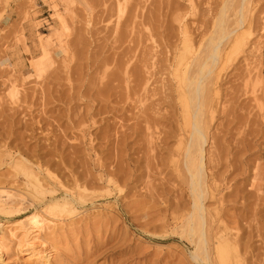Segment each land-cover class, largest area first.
I'll list each match as a JSON object with an SVG mask.
<instances>
[{
  "label": "rangeland",
  "instance_id": "1",
  "mask_svg": "<svg viewBox=\"0 0 264 264\" xmlns=\"http://www.w3.org/2000/svg\"><path fill=\"white\" fill-rule=\"evenodd\" d=\"M169 1L20 0L17 18L12 23L14 33L11 28V31L0 30V189L19 197L25 194L22 191L28 190L22 174L21 177L16 174V168L9 163L10 156H22L21 162L40 164L42 168L48 165L47 169L56 173L61 183L64 181L65 188L73 186V176L77 175L79 181H88L87 189L95 190L90 192L88 202L77 206L78 215L62 214L75 223L69 224L64 219L65 223H59L62 227L48 235L43 247L32 249L30 244L17 247L13 241L8 243L3 264H35L41 260L38 256L51 252V248L55 251L49 256L51 264H203L190 258L192 242L169 224L168 217L177 207L175 203L186 199L184 184L166 173L165 164L171 154L159 147L149 150L145 137L149 132L168 130V107L161 106L158 129L155 126L149 131L138 128L135 140L134 135L126 137V146L121 149L117 143L119 130L125 128L118 122L129 124L133 119L125 116V113L130 116L132 109L124 101L123 82L114 79L111 73L115 67L114 50L124 44L123 37L119 34L117 37L113 31L118 33L124 29V21L135 6L144 13L143 18L137 16L135 20L144 19V23H148L147 15L152 12L156 15L160 2L163 14L171 11L167 13L168 21L172 11L187 7L186 0H171L172 6ZM192 1L200 10L209 8L212 14L219 7V0ZM39 2L44 5L39 7ZM7 3L8 0H0V6ZM121 5L124 11L120 14ZM248 10L254 22L251 43L246 45V55L234 67L226 69L220 100L224 109L214 114L208 130V137H213L215 144L210 139L205 148L216 146L227 156L226 160L219 158L221 161L214 158L217 161L211 167L216 179H222L221 185L229 184L228 188L221 187L224 200L221 220L235 227L242 242L249 244L250 251L245 252L247 263L264 264V0H250ZM185 20L199 21L191 14ZM150 22L157 24L158 21ZM258 47L263 52L260 57ZM4 52H11L13 56L14 52L24 53L22 67L17 69L15 64L2 58ZM246 62L249 66H245ZM121 110H124L122 114ZM121 115L124 118L119 119ZM88 136L92 138L91 149ZM174 144L172 139L168 140L167 147L173 148ZM94 151L102 169L118 176L121 173L118 169L125 168L128 185L123 193L97 192L103 186L95 177L98 164ZM57 186V191L63 189ZM151 192L153 198L149 197ZM156 192L161 193L165 202H159ZM24 198L23 205L20 204L22 209L25 206L22 215L11 217L9 222L34 211L33 203L28 206L29 196L25 194ZM5 220L0 215V222ZM27 250H34L35 254Z\"/></svg>",
  "mask_w": 264,
  "mask_h": 264
},
{
  "label": "bare ground",
  "instance_id": "2",
  "mask_svg": "<svg viewBox=\"0 0 264 264\" xmlns=\"http://www.w3.org/2000/svg\"><path fill=\"white\" fill-rule=\"evenodd\" d=\"M186 2L185 10L175 9L172 11L170 21H168L167 13L171 11L163 14L160 2L158 10L156 9L155 12L156 15L152 11V13L149 12L150 16L147 15L150 18H148V23L142 22L144 19L138 22L135 20L137 16L144 17V13L142 14L141 10H137L135 6L124 21V29H119L118 33L113 29L117 37L118 34L123 37L121 41L124 44L121 49L114 50L116 54L114 56L115 67L111 73L114 79H120L123 82L124 101H126L127 107L132 109L130 116L126 113L125 116L128 119H133L129 124H123L118 120L119 126L124 125L125 128H119L120 135L117 136V143L121 149V146H126L125 142L127 141H124L126 137L130 138L134 135L133 139L135 140L139 134L138 128L149 131L155 126L158 129L159 117L162 116L161 106L164 104L163 106L168 107L170 112L166 118L167 123L170 124L168 130L159 129L154 133L144 134L147 144L150 146L149 150L159 147L168 155L171 154L169 159H166V173L172 175L178 183L181 182L186 187L185 202L177 201L175 203L178 210L173 207L177 212L172 210L174 212L168 217L169 224H172L173 230H176L180 236H183L188 242H192L194 247L188 253L190 258L195 261L200 260L203 264H249L245 256V252L250 251L249 244L242 242L237 229L229 226L220 217V209H222L221 205L224 201L222 188L226 186L227 182H223L221 185L222 179H216L211 167H213V162L219 158L226 160L227 156L224 157L222 149L219 150L216 146H213V149L205 147L210 139L211 144H215L213 137H208V130L215 117L214 114L224 109L220 100L222 98L221 84L227 76L226 69L234 67L239 59L246 55V45L251 43L254 22L248 10L250 0H219L218 10L213 14L209 8L208 11L207 9L206 11L200 10L198 4L192 0H186ZM170 4L172 6V3ZM173 5L178 6L176 3ZM118 9L120 14L124 11L122 5ZM188 14L196 17L199 21L188 23L185 20ZM159 17H163L166 24H163L164 19ZM151 18L155 22L158 21L157 24H152ZM244 27L245 29H243ZM118 47H120V43L116 49ZM258 48L256 51L260 57L263 52ZM63 52L65 50L62 49ZM103 58L105 59V57ZM245 66H249L248 62L245 63ZM37 67L40 69V66ZM128 108L126 111H129ZM134 110L137 111L133 112ZM86 111L89 113L88 110ZM122 111L124 110L120 111L121 114ZM121 118L124 116L121 115L119 119ZM84 135L85 133H82V136ZM90 136L87 141L89 149L93 148ZM171 139L175 144L172 145L173 148L169 149L167 147L168 140L171 141ZM121 152L123 151L121 150ZM159 154L160 158H163L160 152ZM94 155V160L98 164V172L95 177L98 183L103 186L97 189V192L99 191L102 195H108L112 190L119 194L123 193L128 185L125 168H119L121 173L116 176L111 170L102 169L103 165L95 151ZM20 157L10 156L9 163L11 167L16 168V174L20 177L22 174L25 179L28 190L22 192L29 196L28 206L33 203L34 211L24 218L9 222L11 217L18 216L24 209L25 206L22 209L20 204L23 205L25 194L19 197V194L14 195L13 192L0 189V215L6 218L5 221L0 222V264L4 263L5 248L11 241L14 244L17 243V247L19 245L26 247V244H30L29 247L32 249L35 246L43 247L47 244L46 240L49 238L48 235L52 234L53 229L61 228V224L65 223L62 214L78 215L80 212L77 206L80 207L86 201L88 202L91 197L90 192L95 191L92 188L87 189L88 181L85 179L79 181L77 175L73 176V186H67L69 189L65 188V183L62 184L64 181L61 183L57 174H52L48 170V165L42 168L40 164H27L28 162H21ZM214 158L218 159L215 161ZM161 160L164 161V159ZM219 161L221 160L219 159ZM119 166L121 167L120 164ZM91 176L93 178V175ZM56 184L59 186H57L58 189H63L57 191ZM228 186L226 187L228 188ZM156 193L159 202H165L161 193ZM153 196L151 192L149 197L153 198ZM14 197H16L15 200H13ZM36 204H39L40 208L36 207ZM76 218L80 220L79 217L76 216ZM65 220L69 221V224L75 223L74 220ZM50 250L51 252L44 255L40 253L38 258L41 260L35 264H51L49 256L52 257L55 251H52V248ZM19 252L21 251L19 250ZM28 252L31 255L35 254L34 250Z\"/></svg>",
  "mask_w": 264,
  "mask_h": 264
},
{
  "label": "crops",
  "instance_id": "3",
  "mask_svg": "<svg viewBox=\"0 0 264 264\" xmlns=\"http://www.w3.org/2000/svg\"><path fill=\"white\" fill-rule=\"evenodd\" d=\"M19 2L20 0H8L7 5L2 4L0 6V30L11 28L13 29V33H14V25L12 26V23L14 24L17 18L16 8ZM43 5H44L43 3L39 2V7ZM10 34L11 32L9 33V35ZM0 52H1V46H0ZM4 54L5 56H3L2 58H6L7 62L11 64H15V67L17 69L22 67V64L25 62L26 55H24V53H21L20 55H18L14 52V56L13 54H11V52H4Z\"/></svg>",
  "mask_w": 264,
  "mask_h": 264
}]
</instances>
